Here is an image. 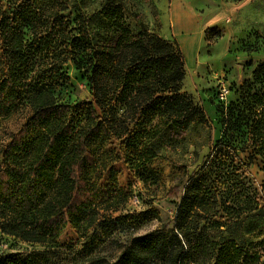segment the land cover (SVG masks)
I'll list each match as a JSON object with an SVG mask.
<instances>
[{
	"label": "trees",
	"instance_id": "16d2710c",
	"mask_svg": "<svg viewBox=\"0 0 264 264\" xmlns=\"http://www.w3.org/2000/svg\"><path fill=\"white\" fill-rule=\"evenodd\" d=\"M8 1L0 8V112L30 108L33 115L0 157V229L71 247L96 202L131 191L129 149L142 129L158 128L161 119L157 130L182 136L210 120L181 90L186 62L178 41L135 32L122 1L102 0L91 13L75 6V15L65 13L66 0ZM69 61L86 72L91 100L69 99ZM219 113L222 137L206 174H194L183 191L173 188L175 225L134 237L114 262L95 254L89 264L194 263V236L212 264H264V236L241 230L247 218L264 217V182L256 185L240 156L249 152L264 163V62ZM230 228L229 237L211 239L209 232ZM0 264H7L2 255Z\"/></svg>",
	"mask_w": 264,
	"mask_h": 264
},
{
	"label": "rangeland",
	"instance_id": "374dc122",
	"mask_svg": "<svg viewBox=\"0 0 264 264\" xmlns=\"http://www.w3.org/2000/svg\"><path fill=\"white\" fill-rule=\"evenodd\" d=\"M66 1L70 8L65 13L73 15L77 13L75 6L91 13L102 2ZM120 1L124 3L128 23L135 32L147 29L177 41L166 17V12L177 0ZM178 1L194 7L200 26V32L193 33L190 41L191 51L198 50L197 67L193 65L189 67L190 71L186 69L181 90L189 93L204 108L210 125H192L184 135L176 136L170 130H157L163 122L155 119L158 128L149 126L142 129L138 135L139 142L129 149L134 158L132 167L136 171L131 191L96 202L76 245L56 248L50 244L25 241L0 229V255L7 264H89V257L95 254L114 262L134 237L175 225L178 198L175 196L177 189L173 192V188L180 185L178 190L183 191L194 174L200 172L199 177L206 174V171H201L222 137L219 109L240 98L242 84L251 79L256 67L264 62V0ZM8 6V0H0V8L5 10ZM184 16L190 23L191 18ZM1 61L0 57V75ZM64 70L71 78L69 99L72 102L91 100L86 72L77 69L74 61H69ZM32 115L30 108L10 116L0 112V157L12 137ZM240 156L249 177L261 187L264 182L262 158H253L249 152L240 153ZM241 230L246 237L252 233L264 236V217L247 218ZM199 231L192 233L198 234ZM233 232L234 228L209 233L211 239H219L223 235L229 237ZM196 237H193L190 249V257L195 262L190 264H212L213 259L209 256L205 259L207 252L203 244L195 245ZM259 239L262 238L253 237L251 240Z\"/></svg>",
	"mask_w": 264,
	"mask_h": 264
},
{
	"label": "crops",
	"instance_id": "0c3cea01",
	"mask_svg": "<svg viewBox=\"0 0 264 264\" xmlns=\"http://www.w3.org/2000/svg\"><path fill=\"white\" fill-rule=\"evenodd\" d=\"M184 14L191 18L190 23H187L185 21ZM166 17L168 21L170 20V23L172 25V35L177 39L178 43L181 45L182 51L184 52L186 69L187 71H190V66L195 65L197 67L196 58L198 50L194 49L193 51H191L190 48V41L192 40L191 35L193 33L200 32L197 12L191 5L177 0L173 2L170 10L168 9V11L166 12ZM193 48L195 47L193 46Z\"/></svg>",
	"mask_w": 264,
	"mask_h": 264
}]
</instances>
